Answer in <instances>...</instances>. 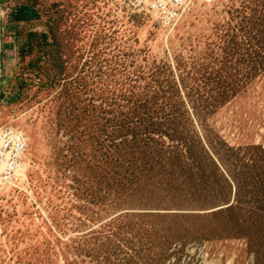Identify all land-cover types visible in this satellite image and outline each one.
I'll list each match as a JSON object with an SVG mask.
<instances>
[{
  "label": "rangeland",
  "instance_id": "1",
  "mask_svg": "<svg viewBox=\"0 0 264 264\" xmlns=\"http://www.w3.org/2000/svg\"><path fill=\"white\" fill-rule=\"evenodd\" d=\"M190 1L0 0V264H264V0Z\"/></svg>",
  "mask_w": 264,
  "mask_h": 264
},
{
  "label": "built area",
  "instance_id": "2",
  "mask_svg": "<svg viewBox=\"0 0 264 264\" xmlns=\"http://www.w3.org/2000/svg\"><path fill=\"white\" fill-rule=\"evenodd\" d=\"M190 0H123L131 9L156 13L163 21L175 19ZM26 151L23 135L13 127L0 130V181L13 178L17 164Z\"/></svg>",
  "mask_w": 264,
  "mask_h": 264
},
{
  "label": "bare ground",
  "instance_id": "3",
  "mask_svg": "<svg viewBox=\"0 0 264 264\" xmlns=\"http://www.w3.org/2000/svg\"><path fill=\"white\" fill-rule=\"evenodd\" d=\"M207 1V0H206ZM209 1H212V0H209ZM208 2V1H207ZM189 4L191 5L192 4V2L190 1L189 2ZM189 4H188V6H187V8L184 10V11H182L175 19H173V20H170L168 23H166V24H169V23H175L180 17H181V15L190 7L189 6ZM151 14L155 17V18H158V16L156 15V13H153V12H151ZM4 128L2 127V126H0V130H3ZM15 131H17L18 133H20V134H22V131H20V130H15ZM25 139V138H24ZM25 143H26V147H27V141H26V139H25ZM26 152V151H25ZM26 153H24L23 155H22V157L25 155ZM22 157L20 158V160H19V162H18V164H17V167H16V169H15V172H14V177L12 178V179H10V180H8V181H0V191H2V190H4L5 188H6V186H11L12 184H14V179L16 178V177H18V176H20L21 174H24V167L21 165V159H22Z\"/></svg>",
  "mask_w": 264,
  "mask_h": 264
}]
</instances>
